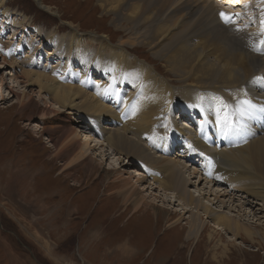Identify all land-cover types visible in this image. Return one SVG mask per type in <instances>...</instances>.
Instances as JSON below:
<instances>
[{
  "label": "bare ground",
  "instance_id": "1",
  "mask_svg": "<svg viewBox=\"0 0 264 264\" xmlns=\"http://www.w3.org/2000/svg\"><path fill=\"white\" fill-rule=\"evenodd\" d=\"M38 1L42 7V2ZM100 1L101 6L107 7V12L115 14V20H124L127 23L124 28L129 29L132 34L128 33L129 38H121L118 43L108 42L110 45L100 38L91 39V44L99 45L97 51L99 54L95 56V67L99 66L102 69L100 76L108 75L106 83L94 81L90 78V73H76L70 65L60 68L61 74H47L40 68L36 59V63L32 60L28 62L29 64L23 63V67L28 65L30 68L23 69L21 75L17 76L21 78L20 81L16 77H12L11 81H5L9 74L12 75L11 71L7 72L2 87L6 82L12 83L10 94H13L11 95L13 97L17 96L16 102L20 111L23 112L28 105L33 104V108L40 111L43 119L51 115L56 118L61 110L85 109L86 114H94L96 117L95 120L86 123V128H93L97 132L102 122H110V127L104 126L99 132L103 134L101 137L105 138V145L110 146L114 156H117L113 158V162L125 155L134 156L142 161L141 169L132 171L137 175L135 183L127 177L122 178L116 166L109 167L107 172L108 175H112L111 177L121 178L120 181L116 177L114 181L122 183L119 193L123 196V202L125 205H132L137 213L144 208L147 210L150 204L153 207L152 211L158 212L154 202L161 201L156 199V196V198L149 196V199L141 195L140 191L150 190L149 194L152 195L156 188H159L160 192L172 190L176 195L175 200H180L182 203L180 202L179 205L184 206L176 209L183 214L175 218L171 225L177 224L188 214V211H192L185 223L188 224L186 236L188 239L201 236L207 228L208 225L202 216L204 215V218L213 221L215 229L228 234L231 245L236 244L234 239L244 237L252 245L263 248L264 225L259 224V227H255L249 222L250 219L246 221L243 217L245 210L243 203L251 207L250 203L253 205L255 203L260 205L259 209L264 210V76H262L264 71L256 72L258 61L254 53L259 52L264 55V43H262L264 0H255V3L252 2L253 0ZM1 3L3 0H0ZM227 5L232 8L239 7L234 10L233 19V9ZM251 13L258 18L262 27L249 28L250 24L246 22L249 21ZM238 25L247 28H239ZM73 29L76 32L72 35L71 42L76 47H81L84 41L83 35L78 33L77 28ZM241 37L243 42L238 43L237 40ZM137 45L148 46L154 58L162 59L166 63L167 71L172 72L181 83L182 88L178 92L172 88L169 79L159 75L153 65L132 55L128 48ZM2 56L5 64L0 63V67L7 64L11 67L17 65L16 61L9 60L8 55ZM105 57L109 59L108 63L104 60ZM134 62L139 63L134 66ZM253 72L257 73L255 82L249 80ZM64 73L65 75L71 73L70 78L64 77ZM113 74H116L117 79L115 78L114 84L110 85V77ZM67 79L69 83L66 82ZM22 81L27 85H37L39 99L48 97L53 105L48 101L43 104L38 101L32 102L30 97L27 99L25 90L15 91L14 87H18ZM126 81L132 84L136 98L128 93L126 86H123ZM132 86L130 85L129 88L132 89ZM125 92L128 93L126 98L123 96ZM180 94H184L185 104L175 110L173 102ZM243 101L249 103L243 104ZM171 108L176 112L174 116ZM180 111H183L182 113L186 111L190 118L198 120L194 136L190 132L189 123H180L175 117ZM106 114L110 116L109 121L105 120L109 118ZM225 115L235 121V128L225 127L221 119ZM160 120L168 121L174 130L168 134L169 136L160 135L156 138L157 145L153 151L137 138L146 136V131L149 128L154 129L155 121ZM118 122H124L123 127H120ZM159 125L163 126L162 122L157 124ZM84 135L83 140L76 128L68 127L62 129L49 142L54 147V158L67 156L71 158L69 165H72L73 161H85L86 172L91 176L95 172L98 173L100 164L90 150L98 148V145H92L89 132H85ZM176 141L188 145L177 155L174 152ZM199 157L210 160L211 168L205 169L204 172L211 174L212 181H220L228 186L229 189L218 190L221 195L230 196L234 191L236 194L241 192L239 196L243 201L240 202L237 214L242 217L224 210L213 209L214 207L210 205L212 197H207V203L202 193L194 195L193 191L188 189L190 185L186 182L182 166L192 168L189 164L192 162L193 165ZM6 162L2 173L11 169L10 163L6 164ZM17 162L18 167L21 166L20 161ZM113 162L111 163L114 164ZM192 169L194 174L199 173L202 176L195 167ZM145 171L149 179L146 178L147 175L144 176ZM26 172L28 173V169ZM145 179L150 181L149 184L142 183L146 181ZM114 181L112 180L113 183ZM0 182H3V177L0 178ZM139 185L143 188L139 189ZM216 198L218 199V196ZM35 199H30L28 202L36 208L38 203ZM218 201L222 203L223 199ZM46 206L42 204L38 207L39 214H44L40 222L57 217L54 216L55 212ZM252 219L258 217L254 216ZM44 247L49 251L47 243H44ZM123 248L122 252L125 255L134 254V250L129 245L123 244Z\"/></svg>",
  "mask_w": 264,
  "mask_h": 264
},
{
  "label": "rangeland",
  "instance_id": "2",
  "mask_svg": "<svg viewBox=\"0 0 264 264\" xmlns=\"http://www.w3.org/2000/svg\"><path fill=\"white\" fill-rule=\"evenodd\" d=\"M40 2L42 7L38 0H3L0 4V63L5 64L2 55H8L10 61L17 62L15 67L8 64L0 67V178L3 177V182H0V264H264V246L260 248L252 245L244 237L234 239L237 245H231L228 234L215 229L213 221L204 218V215L202 216L208 225L207 228L201 236L188 239L186 237L188 224L185 223L192 211H188L180 222L171 225L175 218L183 214L176 209L184 206L179 205L180 200H175L176 195L172 190L160 192V189L156 188L152 195L149 194L150 190L140 191V194L147 198L150 196L161 200L154 202L158 212L152 211L151 204L147 210L141 209L139 213L132 205H125L123 196L119 193L121 178L111 177L112 175H108L107 172L109 167L116 166L122 178L127 177L135 183L137 175L132 171L141 169L142 161L134 156L125 155L113 162V158L117 156H114L110 146L105 145V138L101 137L103 134L99 132L104 126L110 127V122H102L95 132L93 128H86V123H90L96 117L94 114H86L85 109L61 110L56 118L51 115L46 119L41 118L40 111L34 109L33 104L28 105L23 112L20 111L16 102L17 96L13 97L11 96L13 94H10L13 84L6 82L2 87L7 72L11 71L12 75L9 74L5 81H11L12 77L19 79L17 76L21 75L22 70L30 68L28 65L23 67V63L30 60L36 63L38 59L37 63L47 74H59L60 68L70 65L76 73H90V78L94 81L106 83L108 75L100 76L102 69L99 66L95 67L99 45L91 44L90 41L100 38L110 45L118 43L121 38H129L130 33L129 29L124 28L127 23L124 20H115V14L107 12V7L101 6L100 0H40ZM252 2L255 3V0ZM227 6L233 9V19L234 10L239 7ZM249 17V21L246 22L250 24L249 28L262 27L253 13L249 14ZM73 28H77L78 33L83 35L81 47H76L71 42L72 35L76 32ZM242 37L237 40L238 43L242 41ZM128 50L132 55L153 65L159 75L169 79L175 91L178 92L182 88L177 77L167 71L166 63L153 57L151 48L137 45L129 47ZM254 53L258 61L256 72H263L264 55ZM104 60L109 62L106 57ZM138 63L134 62L133 65L137 66ZM256 72L250 75V81L255 82ZM70 75L71 73L66 75L64 73V77L70 78ZM115 78L117 79L116 74L110 77V85L114 84ZM66 82L69 83V80ZM130 85L132 86L126 81L123 86H126L128 93L136 98L133 86L130 89ZM14 90H25L27 99L30 97L32 102L38 101L43 104L48 101L53 105L48 97L39 99L37 85H27L22 81ZM128 93H123L124 98L128 97ZM183 96L184 94H180L174 100L175 110L185 104ZM171 111L174 116L176 112L174 109ZM182 112L175 117L180 123H189L190 132L194 136L198 120H193L188 113ZM106 117L109 118L105 120L109 121L110 116L106 114ZM159 122H162L163 126H157ZM118 124L123 127L124 122ZM153 126L154 129L149 128L146 131V136L137 139L154 151L157 145L156 138L160 135L167 136L174 127L166 120L155 121ZM68 127L76 128L83 140L85 132L91 134L92 145H98V148L90 150L100 164L98 173L89 176L85 161H73L71 162L73 164L69 165L71 158L53 157L54 147L49 141ZM23 139L26 140L22 141ZM175 144L176 155L186 147L179 141ZM101 151L105 155H102ZM6 160L10 163L11 169L2 173ZM17 161H20L21 166L18 167ZM206 161L199 157L193 165L192 162L189 164L202 176L199 173L194 174L192 168L182 166L186 182L190 185L188 189L193 191L194 195L202 193L206 202L207 197H212L214 203L211 201L210 205L214 207L213 209L237 214L240 202L243 201L239 196L241 192L236 194L234 191L232 195L229 194L232 199L230 196L221 195L218 190L229 188L223 182L212 181L211 174L203 172L209 169ZM145 175L146 178L149 177L147 171ZM116 177L120 179L119 183H115ZM149 182L146 180L142 183L145 185ZM141 187L142 185L138 186L139 189ZM216 196L223 199L225 204L215 199ZM30 199L36 200L38 203L36 208L28 202ZM244 200L248 202L246 198ZM42 204L48 205L46 207L54 211V216L57 217L40 222L44 214H39L38 207ZM243 204L245 208L243 217L246 221L250 219L249 222L255 227H259V224L264 225V210L259 209L260 205L250 203L251 207ZM254 216L258 219H252ZM44 243L49 246V251L45 249ZM123 244L129 245L134 254L129 255L130 257L125 255L122 252Z\"/></svg>",
  "mask_w": 264,
  "mask_h": 264
},
{
  "label": "snow or ice",
  "instance_id": "3",
  "mask_svg": "<svg viewBox=\"0 0 264 264\" xmlns=\"http://www.w3.org/2000/svg\"><path fill=\"white\" fill-rule=\"evenodd\" d=\"M225 19H227V18L225 17ZM262 31H264V28H262ZM262 43H264V41H262ZM242 103L243 104H248L249 102L248 101H243ZM221 119H222V122L225 125V127L229 128V129H233V128L236 127L235 121L230 119L228 115H225Z\"/></svg>",
  "mask_w": 264,
  "mask_h": 264
}]
</instances>
